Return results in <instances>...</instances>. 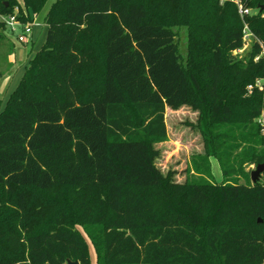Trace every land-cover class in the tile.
<instances>
[{
  "label": "trees",
  "instance_id": "trees-1",
  "mask_svg": "<svg viewBox=\"0 0 264 264\" xmlns=\"http://www.w3.org/2000/svg\"><path fill=\"white\" fill-rule=\"evenodd\" d=\"M221 1L51 5L44 44L0 98V264H93L76 223L99 264H264V181L228 179L237 149L264 163V91L248 90L264 78V0ZM46 2L24 0L33 12ZM16 7L0 0L1 14ZM245 23L263 47L237 58ZM185 105L222 183H179L156 165L167 107Z\"/></svg>",
  "mask_w": 264,
  "mask_h": 264
},
{
  "label": "rangeland",
  "instance_id": "rangeland-1",
  "mask_svg": "<svg viewBox=\"0 0 264 264\" xmlns=\"http://www.w3.org/2000/svg\"><path fill=\"white\" fill-rule=\"evenodd\" d=\"M17 1L20 4L19 10L22 8L27 19L36 18V20L42 22L51 5L57 0H47L40 12H33L27 8L24 0ZM219 3L222 7L224 1L220 0ZM240 16L243 18L241 14ZM5 17V14L0 13V98L4 101V104L10 93L18 85L25 66L44 44L47 31L46 25L37 26L34 28V37L32 36L29 41L22 42L19 40L22 26H17L16 29H13ZM175 30L177 32L176 39L179 44V51L185 60L189 48L188 27L186 25L175 26ZM249 48L250 45L243 49L242 52H238L237 55L234 53V55L237 58H243ZM258 57L259 55L255 56V60H258ZM7 77H9L8 81L3 85ZM198 117L199 110L190 105L167 107L168 138L156 144L159 150L156 165L164 173L172 172L173 179L179 183H184L185 181L222 183L224 179L226 180V177L223 175L218 158L208 156L206 153L203 136L196 126ZM239 152L240 149H237L231 153L230 167L236 168L237 172L235 171L231 174L228 179H235L239 183H247L246 177L239 174L242 169L244 172L249 173L250 180L253 182L251 173L256 170L258 164L250 163L249 161L241 162L243 157L238 154ZM260 180L264 181V173L258 181ZM75 228L84 234L89 243L92 263L99 264L95 246L85 227L80 223H76Z\"/></svg>",
  "mask_w": 264,
  "mask_h": 264
},
{
  "label": "built area",
  "instance_id": "built-area-1",
  "mask_svg": "<svg viewBox=\"0 0 264 264\" xmlns=\"http://www.w3.org/2000/svg\"><path fill=\"white\" fill-rule=\"evenodd\" d=\"M237 3L239 5V12L242 16L251 13V9L245 7L239 1H237ZM19 13H20L19 7H16L14 10V13L9 14V15H5L6 16L5 18L8 20V22H10L13 29H16L17 26H22V33L19 35V40L22 42H26L32 38L34 28L44 24V22L38 21V20H36V18H33L32 20L27 21V22H23L18 17ZM243 32H244V34H243L244 46L240 49L235 50L234 51L235 54H237L238 52H242L243 49H245L248 45H251V43L255 40L258 41L261 44V46L263 47L262 42L251 31V29L249 28L247 23H245ZM263 54H264V50L262 52V55ZM254 88H259L260 90L264 91V78H259L256 80V82L254 84L248 85L249 92H252ZM259 122L263 125V132H264V110H263L261 117L259 118Z\"/></svg>",
  "mask_w": 264,
  "mask_h": 264
},
{
  "label": "water",
  "instance_id": "water-1",
  "mask_svg": "<svg viewBox=\"0 0 264 264\" xmlns=\"http://www.w3.org/2000/svg\"><path fill=\"white\" fill-rule=\"evenodd\" d=\"M264 173V163L258 164L256 170L252 171L251 177L252 181L257 182L261 175ZM67 264H80L78 260H68Z\"/></svg>",
  "mask_w": 264,
  "mask_h": 264
},
{
  "label": "crops",
  "instance_id": "crops-1",
  "mask_svg": "<svg viewBox=\"0 0 264 264\" xmlns=\"http://www.w3.org/2000/svg\"><path fill=\"white\" fill-rule=\"evenodd\" d=\"M45 25H46V24L44 23V26H45ZM33 37H34V35H33ZM21 53H22V51H21ZM8 78H9V77H7V78L4 80L3 85H5V84L7 83Z\"/></svg>",
  "mask_w": 264,
  "mask_h": 264
}]
</instances>
